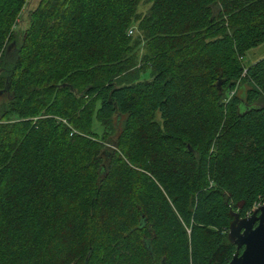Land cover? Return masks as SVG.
I'll return each instance as SVG.
<instances>
[{"label": "trees", "instance_id": "trees-1", "mask_svg": "<svg viewBox=\"0 0 264 264\" xmlns=\"http://www.w3.org/2000/svg\"><path fill=\"white\" fill-rule=\"evenodd\" d=\"M25 2L0 0V264H228L264 205V0H38L15 31Z\"/></svg>", "mask_w": 264, "mask_h": 264}, {"label": "water", "instance_id": "water-1", "mask_svg": "<svg viewBox=\"0 0 264 264\" xmlns=\"http://www.w3.org/2000/svg\"><path fill=\"white\" fill-rule=\"evenodd\" d=\"M226 239L240 252L235 253L228 264H264V206L244 219L234 215Z\"/></svg>", "mask_w": 264, "mask_h": 264}, {"label": "rangeland", "instance_id": "rangeland-1", "mask_svg": "<svg viewBox=\"0 0 264 264\" xmlns=\"http://www.w3.org/2000/svg\"><path fill=\"white\" fill-rule=\"evenodd\" d=\"M38 3V0H26L25 5L23 6L20 15H19V19L17 20V26L16 29L19 30H23L26 27V17L28 15L29 12H31L35 7L36 4ZM147 9V5H143L140 4L137 8V13L139 14H144L145 10ZM130 32V34H128ZM127 36L128 37H136L137 34L135 33L134 29L131 28L127 31ZM259 60H264V44L258 46L257 48L250 50L249 52L245 53V55L243 56L242 60H241V65L245 68L247 66H250L252 64H254L255 62L259 61ZM94 129L97 130V134H99L100 129L99 127L95 124L93 126Z\"/></svg>", "mask_w": 264, "mask_h": 264}, {"label": "built area", "instance_id": "built-area-1", "mask_svg": "<svg viewBox=\"0 0 264 264\" xmlns=\"http://www.w3.org/2000/svg\"><path fill=\"white\" fill-rule=\"evenodd\" d=\"M128 34H130V32H129ZM230 95H231V94H230ZM260 206H264V205H258V204H255V205L252 206V210L254 211V210H256V209H257L258 207H260ZM251 213H252V212H251ZM251 213L247 214L246 217H248Z\"/></svg>", "mask_w": 264, "mask_h": 264}]
</instances>
